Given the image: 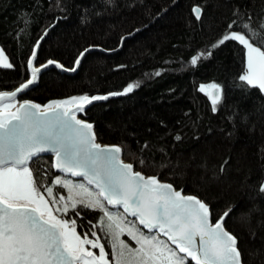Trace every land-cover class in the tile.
Segmentation results:
<instances>
[{"label":"trees","instance_id":"trees-1","mask_svg":"<svg viewBox=\"0 0 264 264\" xmlns=\"http://www.w3.org/2000/svg\"><path fill=\"white\" fill-rule=\"evenodd\" d=\"M249 17L253 28L264 22V0H0V50L13 65L0 67V91L27 78V60L44 34L37 63L54 59L71 68L83 50L101 48L87 53L74 74L46 70L20 99L45 105L109 95L84 113L98 139L119 145L135 169L200 198L213 221L231 209L225 226L237 237L242 262L264 264V93L239 81L246 57L238 42L212 48L231 21ZM199 53L205 55L192 66ZM213 82L222 90L215 112L199 91ZM130 83L138 86L110 95ZM51 163L50 156L30 163L45 187L59 175L97 193L83 180L56 173ZM69 195L92 199L54 187L55 198ZM100 200L108 211L123 213ZM77 211L56 214L74 220L82 235L101 229L102 212L80 205Z\"/></svg>","mask_w":264,"mask_h":264},{"label":"snow or ice","instance_id":"snow-or-ice-1","mask_svg":"<svg viewBox=\"0 0 264 264\" xmlns=\"http://www.w3.org/2000/svg\"><path fill=\"white\" fill-rule=\"evenodd\" d=\"M192 12L197 20L201 19L199 6L193 7ZM250 20L249 17V22L239 24L237 20L231 21L212 48L228 41L238 42L246 56V68L239 81L264 93V22L253 28ZM234 25L241 30H234ZM87 51L80 53L75 61L77 65ZM204 55L192 56L190 64L196 66ZM35 57L33 48L27 60L32 79L21 83L13 92H0V264H188L189 260L194 264H242L237 237L224 227L231 209L212 223L207 203L197 196L182 194L155 176L145 177L134 171L131 163L120 159L119 146L95 143L92 125L77 119L69 107L75 105L76 111H82L85 104L106 100L107 96L84 95L52 101L43 106L45 111L39 112L34 110L41 106L30 101L17 106L13 102L17 93L32 85L41 70L33 66ZM53 63L48 61V65ZM0 67H13L2 50ZM137 86L130 83L122 92L110 95H125ZM199 91L208 96L215 112L222 99L220 85L202 84ZM46 152L55 156L52 168L83 177L99 191L93 193L83 183H74L59 175L45 187L30 163ZM55 186L69 193L79 190L92 199L73 200L71 195L57 199ZM259 191L264 193V182ZM100 198L109 205L122 207L123 213L108 211ZM78 205L103 213L99 224L109 237L106 244L111 249V261L100 237L95 240L87 234L81 237L76 231V222L62 218L69 207L79 215ZM124 214L135 217L151 234H145L135 223L129 226ZM105 218L109 223L105 224ZM125 234L136 247L120 238ZM91 235L95 237L96 232ZM161 235L167 237V242L159 238ZM86 246L99 249V254Z\"/></svg>","mask_w":264,"mask_h":264},{"label":"water","instance_id":"water-1","mask_svg":"<svg viewBox=\"0 0 264 264\" xmlns=\"http://www.w3.org/2000/svg\"><path fill=\"white\" fill-rule=\"evenodd\" d=\"M44 36H45V34H44V35H43V36L37 41V42H39V43L36 42V44H35L34 47H33V48L36 49V57H37V54H38V51H39V47H40V44H41V42H42ZM86 49H88V51L85 52L84 56H85L87 53L91 52V51H94V50H101V48H98V47H88V48H86ZM32 50H33V49H32ZM84 51H85V50H83L82 52H84ZM31 53H32V52H31ZM30 56H31V54H30ZM30 56H29V57H30ZM79 56H80V55H79ZM79 56H78V57H79ZM84 56L80 58V63H81L82 59L84 58ZM36 57H35V59H34L33 66H34V67H38V68H40L41 70H40V72L37 74L36 79H35V82H34L32 85H30L28 88H26L24 91L17 93V95H16V97L14 98V101H13V102H15V101L18 100V104H17V106H18L20 103H23L24 101H30V102H32V103H34V104H38V105L41 106V109H39V110H34V111L39 112V111H45V109L43 108L44 105H42V104H40V103H38V102H35V101H33V100H29V99H20L21 96H23L27 91H29L30 89H32L34 86L37 85L38 80H39L41 74H42L43 72H45L46 70L54 68V69H56V70H58V71H60V72H62V73H65V74H74V73L78 70L80 64L77 65V64L74 62L73 67L68 68V67H65L64 65H62L59 61L54 60V59H50V60L54 61L55 63H53V64H51V65H48V61H49V60L44 61V62H41V63H37V62H36ZM78 57H77V58H78ZM75 61H76V60H75ZM56 64H59V65H61L62 67H57ZM43 65H47V67H42ZM73 68H75V71H72V70H71V69H73ZM26 71H27V78H26L23 82H21V83H26L27 80L32 79L31 69L28 68L27 63H26ZM21 83H20V84H21ZM20 84H18L17 86L13 87L12 89H9V90H2V91H0V92H13V91L16 90L17 87H19ZM104 96L109 97V95H104ZM59 101H64V100H59ZM100 101H104V100H96V101H93V102L90 103V104H85V106H84V108H83L82 111H76V110H75V105H70L69 107H71L72 110L75 111V114H76V118H77V119H80V120H82V121H84V122L89 123V124L92 125V132H93L94 137H95V143L100 144L101 146H119V145H117V144H109V143L101 142V141L98 139V136H97V134H96V132H95V126H94V124H93L92 122L88 121V120L85 118L84 113H85V111L87 110V108L90 107L91 105H93L94 103H97V102H100ZM50 103H51V102H50ZM50 103H48V104H50ZM48 104H45V105H48ZM119 147H120V146H119ZM120 148H121V147H120ZM121 149H122V148H121ZM40 156H50V157L52 158V161L55 159L54 154H53V153H49V152L41 153ZM40 156H39V157H40ZM120 159H121L123 162H125V163H130V162H128L127 160L124 159V157H123V153H122V152L120 153ZM53 169L55 170L56 173H60V174H62V175H65V176H68V177H71V178H74V179L83 180V181L87 184V181H86L83 177H73V176H71L70 174L61 173V172H59L58 170H56L55 168H53ZM133 170H134V171L141 172V171L135 169L134 166H133ZM141 173H142L145 177L152 176V175H146V174H144L143 172H141ZM155 177H156V176H155ZM158 180H159L160 182H162V183H168V184H171L170 182H167V181H163V180H160V179H158ZM171 185H173V184H171ZM89 186H91L95 191H97V192L99 191L98 189L95 188L94 185H89ZM173 187H174L176 190H180V191H182V194H184V195H192V194H187V193L183 192V190H181V189H177L174 185H173ZM194 196H195V195H194ZM101 199L103 200V198H101ZM199 199H200V198H199ZM103 201H104V200H103ZM104 202H105V204H106V206H107L108 208H111V209H120V210L123 212V208H122V207H120V206H115V207H114V206H112V205L107 204V201H104ZM54 214H55V213H54ZM55 215H56V214H55ZM125 216H127L128 218L134 219V220L136 221L137 225H138L139 227H141L142 229H144L142 225H139V224H138V221L136 220L135 217H133V216H131V215H128V214H125ZM210 219H211V222H212V223H215V221L212 220V216L210 217ZM224 227L226 228V226H225V222H224ZM144 230L148 232L147 229H144ZM226 230L228 231L227 228H226ZM161 236L167 240V237H165V236H163V235H161ZM197 239H198V238H197ZM237 246H238V245H237ZM172 247H174V245H173ZM191 263L194 264V262H192V261H191ZM242 264H243V262H242Z\"/></svg>","mask_w":264,"mask_h":264},{"label":"rangeland","instance_id":"rangeland-1","mask_svg":"<svg viewBox=\"0 0 264 264\" xmlns=\"http://www.w3.org/2000/svg\"><path fill=\"white\" fill-rule=\"evenodd\" d=\"M246 57V56H245ZM67 100H69V99H67ZM90 200V199H89ZM88 208H92V207H88ZM56 214V213H55ZM114 214H116V213H114ZM58 217H60L58 214H56ZM107 223H109L108 221H107V219H106V222H105V224H107ZM128 224H129V226H132V224H133V222H128ZM76 231H77V229H76ZM94 232H96V236L94 237V236H92V235H88V238L89 239H93V240H95L97 237H100V242L102 243V242H104V241H101V235L102 236H106L107 237V239L105 240V242L109 239V237L105 234V231L103 230V228L101 227V229L100 230H96V231H94ZM77 233L78 234H80L81 235V237H83L84 235H82L81 233H79L78 231H77ZM101 233V234H100ZM121 239H123L126 243H128L131 247H136V245H135V242L134 241H132V240H130L129 239V237L125 234V235H121V237H120ZM160 239H162V240H165V239H163L162 237H159ZM167 242V241H166ZM87 248H89L91 251H93L94 253H96L97 255L99 254V249H91L90 248V246H86ZM111 253V249L109 250V254ZM108 259H109V261H111V254H110V258H109V256H108Z\"/></svg>","mask_w":264,"mask_h":264},{"label":"bare ground","instance_id":"bare-ground-1","mask_svg":"<svg viewBox=\"0 0 264 264\" xmlns=\"http://www.w3.org/2000/svg\"><path fill=\"white\" fill-rule=\"evenodd\" d=\"M14 103H16V104H18V100L17 101H15ZM14 110V109H13ZM229 231V230H228ZM230 232V231H229ZM231 233V232H230ZM242 260V259H241ZM244 264V263H243Z\"/></svg>","mask_w":264,"mask_h":264}]
</instances>
